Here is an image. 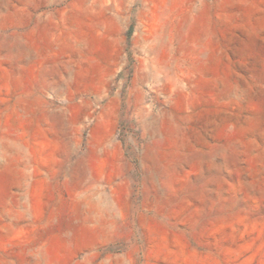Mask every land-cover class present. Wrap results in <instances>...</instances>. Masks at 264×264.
Wrapping results in <instances>:
<instances>
[{"label": "rangeland", "instance_id": "1", "mask_svg": "<svg viewBox=\"0 0 264 264\" xmlns=\"http://www.w3.org/2000/svg\"><path fill=\"white\" fill-rule=\"evenodd\" d=\"M0 264H264V0H0Z\"/></svg>", "mask_w": 264, "mask_h": 264}, {"label": "bare ground", "instance_id": "2", "mask_svg": "<svg viewBox=\"0 0 264 264\" xmlns=\"http://www.w3.org/2000/svg\"><path fill=\"white\" fill-rule=\"evenodd\" d=\"M9 13V12H8ZM17 14V13H16ZM36 21V20H35ZM37 23H39L38 21H36ZM51 26V25H50ZM46 31V30H45ZM50 33V32H49ZM45 36V35H44ZM56 39V38H55ZM13 40V39H12ZM84 41V40H83ZM74 50V49H73ZM38 51V50H37ZM80 52V51H79ZM34 56V55H33ZM32 56V57H33ZM19 68V67H18ZM34 70V69H33Z\"/></svg>", "mask_w": 264, "mask_h": 264}]
</instances>
